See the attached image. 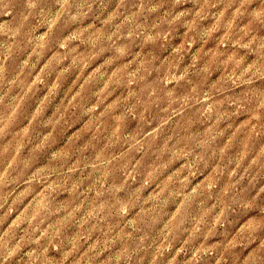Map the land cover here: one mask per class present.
<instances>
[{"label": "rangeland", "instance_id": "1", "mask_svg": "<svg viewBox=\"0 0 264 264\" xmlns=\"http://www.w3.org/2000/svg\"><path fill=\"white\" fill-rule=\"evenodd\" d=\"M262 8L0 0L10 264H264Z\"/></svg>", "mask_w": 264, "mask_h": 264}, {"label": "clouds", "instance_id": "2", "mask_svg": "<svg viewBox=\"0 0 264 264\" xmlns=\"http://www.w3.org/2000/svg\"><path fill=\"white\" fill-rule=\"evenodd\" d=\"M249 16H252V13H248L245 10V13ZM258 22H264V8L261 9L259 15L255 17ZM12 255L11 245H5L2 249H0V264H10V257Z\"/></svg>", "mask_w": 264, "mask_h": 264}]
</instances>
